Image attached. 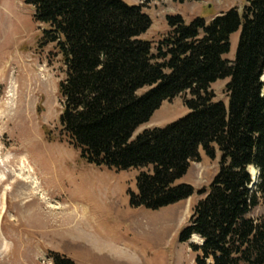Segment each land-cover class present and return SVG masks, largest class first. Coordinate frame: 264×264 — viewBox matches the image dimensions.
Masks as SVG:
<instances>
[{"label": "trees", "instance_id": "trees-1", "mask_svg": "<svg viewBox=\"0 0 264 264\" xmlns=\"http://www.w3.org/2000/svg\"><path fill=\"white\" fill-rule=\"evenodd\" d=\"M139 1L137 7L123 0H24L43 27L40 48L53 45L64 67L60 130L86 163L138 171L136 192H127L133 209L157 211L191 198L193 188L176 182L200 151L211 160L218 151V171L198 192L203 198L180 242L202 240L190 247L195 264H264V219L249 218L258 197L264 200V0H245L241 11L232 7L208 24L168 16L155 54L140 36L152 24L143 8L157 0ZM224 80L227 107L211 90ZM180 96L184 118L134 136Z\"/></svg>", "mask_w": 264, "mask_h": 264}, {"label": "rangeland", "instance_id": "rangeland-1", "mask_svg": "<svg viewBox=\"0 0 264 264\" xmlns=\"http://www.w3.org/2000/svg\"><path fill=\"white\" fill-rule=\"evenodd\" d=\"M244 4L152 1L143 8L152 24L140 39L150 42L155 54L168 32L166 17L180 16L187 24L201 18L208 24ZM33 13L24 0H0V264H53L55 255L74 264H195L190 247L201 241L191 238L189 246L180 237L203 198L198 192L207 190L218 171V151L214 160L200 151V160L176 182L193 188L191 198L157 211L131 208L127 192H136L138 171L88 164L62 134L58 85L64 67L53 45L40 48L43 27ZM238 36L231 37L228 60L234 58ZM227 83L211 88L215 101L226 107ZM182 102L181 96L164 102L134 136L184 118L188 110ZM249 218L264 219V200L258 197Z\"/></svg>", "mask_w": 264, "mask_h": 264}, {"label": "bare ground", "instance_id": "bare-ground-1", "mask_svg": "<svg viewBox=\"0 0 264 264\" xmlns=\"http://www.w3.org/2000/svg\"><path fill=\"white\" fill-rule=\"evenodd\" d=\"M6 104V103H5ZM193 238H195V237H193Z\"/></svg>", "mask_w": 264, "mask_h": 264}]
</instances>
